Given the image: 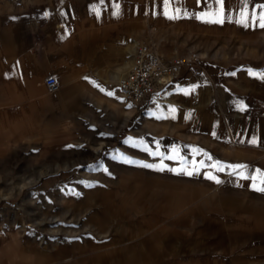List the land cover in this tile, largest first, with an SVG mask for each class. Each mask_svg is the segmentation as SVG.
Here are the masks:
<instances>
[{"label":"rangeland","instance_id":"rangeland-1","mask_svg":"<svg viewBox=\"0 0 264 264\" xmlns=\"http://www.w3.org/2000/svg\"><path fill=\"white\" fill-rule=\"evenodd\" d=\"M260 5L224 0L227 18L213 23L197 17L218 11L217 0H0V264H147L153 254L140 240L158 184L155 167L143 165L155 166L157 151L185 147L153 138L148 104L123 99L116 79L69 88L78 36L97 49L110 37L118 52L130 41L132 55L147 44L164 61L196 52L201 65L176 78L215 63L258 72L264 29L237 21L244 10L258 16ZM131 57L112 62L121 67ZM98 66L102 76L110 68ZM48 75L54 92L44 86ZM111 89L123 104L117 121ZM103 118L115 128L90 129Z\"/></svg>","mask_w":264,"mask_h":264},{"label":"crops","instance_id":"crops-1","mask_svg":"<svg viewBox=\"0 0 264 264\" xmlns=\"http://www.w3.org/2000/svg\"><path fill=\"white\" fill-rule=\"evenodd\" d=\"M107 38L106 47L97 49L77 37L70 89L82 87L78 86L82 82L118 80L124 74L128 65L123 61L121 67L114 66L112 61L132 56L131 43L118 52L112 48L114 40ZM101 60L110 65L103 76L96 68ZM262 74L264 69H222L215 63L198 74L176 78L143 103L148 104L143 117L149 134L185 147L173 154L157 151L159 155L153 157L158 187L151 189L155 196L148 206L147 238L140 240L153 248L147 264H264V193L253 188L264 176ZM111 90L115 97L111 114L117 121L123 104ZM89 127L108 131L115 124L109 126L103 118ZM181 168L194 174L184 175Z\"/></svg>","mask_w":264,"mask_h":264},{"label":"built area","instance_id":"built-area-1","mask_svg":"<svg viewBox=\"0 0 264 264\" xmlns=\"http://www.w3.org/2000/svg\"><path fill=\"white\" fill-rule=\"evenodd\" d=\"M202 58L192 52L176 56L164 61L153 54L147 44H137L132 58L124 74L117 80V88L123 99L135 105H142L161 87L175 79L182 70L201 65ZM44 86L49 92L58 89L56 79L52 75L44 78Z\"/></svg>","mask_w":264,"mask_h":264},{"label":"snow or ice","instance_id":"snow-or-ice-1","mask_svg":"<svg viewBox=\"0 0 264 264\" xmlns=\"http://www.w3.org/2000/svg\"><path fill=\"white\" fill-rule=\"evenodd\" d=\"M170 2V0H165V3L168 4ZM217 2L221 5V7L219 8L218 11H216L215 13H202L200 16H198V19H205L206 17H211V19L209 20V22H213V23H223L224 20L227 18L225 16L224 13V0H217ZM259 8L264 9V5H260ZM177 13L180 11L179 9L175 10ZM118 14V13H117ZM167 15V12L165 13ZM241 19L239 21H237V23H242L245 24V26L248 25V22L251 21L253 24H258V26L261 29H264V11H260L259 15L257 16L256 12H252L251 15H249V13L247 12V10L241 11L240 13ZM170 19H175L176 16L172 15L169 17ZM250 75H255L254 73H249ZM261 78H264V74H262ZM109 95H111V93H109ZM238 107H240L241 110H244V105L243 104H239ZM174 111V109H173ZM252 143H255V141L253 140ZM154 155H159V153H154ZM174 157H169V159H173ZM130 162V161H129ZM143 167L146 168H152L155 167L154 165L151 164H145L143 165ZM234 169L236 167H243V166H232ZM160 170H163V166H160ZM218 171H223V168H218ZM171 171H177V169H171ZM179 172L184 174V175H188V176H192L194 174L193 171H187V169L185 168H181L179 169ZM207 178L210 180H215L216 183H220L221 181H219L218 179H216V177L212 176L211 174H206ZM241 175H243V173H241ZM253 179H256L255 177ZM264 176L260 177V184H254L253 188L261 193H264Z\"/></svg>","mask_w":264,"mask_h":264},{"label":"bare ground","instance_id":"bare-ground-1","mask_svg":"<svg viewBox=\"0 0 264 264\" xmlns=\"http://www.w3.org/2000/svg\"><path fill=\"white\" fill-rule=\"evenodd\" d=\"M154 54V53H153ZM156 55V54H155ZM158 56V55H157ZM116 78V77H115ZM49 100L50 99H46V101H45V104H48L49 103Z\"/></svg>","mask_w":264,"mask_h":264}]
</instances>
